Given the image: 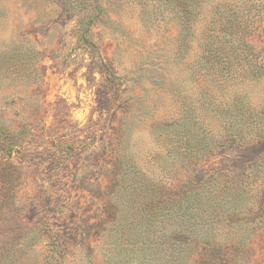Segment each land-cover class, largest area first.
I'll return each mask as SVG.
<instances>
[{
  "label": "rangeland",
  "instance_id": "374dc122",
  "mask_svg": "<svg viewBox=\"0 0 264 264\" xmlns=\"http://www.w3.org/2000/svg\"><path fill=\"white\" fill-rule=\"evenodd\" d=\"M210 58L264 0H0V264H264V68Z\"/></svg>",
  "mask_w": 264,
  "mask_h": 264
},
{
  "label": "trees",
  "instance_id": "16d2710c",
  "mask_svg": "<svg viewBox=\"0 0 264 264\" xmlns=\"http://www.w3.org/2000/svg\"><path fill=\"white\" fill-rule=\"evenodd\" d=\"M249 49H251L249 47ZM241 54H244L245 50L241 49ZM212 56V55H211ZM207 58V57H206ZM213 58L208 59V61L206 62V64H211V66L217 68L220 73H228L230 75H234V76H239V73H246L249 71H252L253 73H255L256 71H261L263 70V66L262 65H257L251 62L250 66L246 65V64H240L239 62L237 64L234 63H214L212 62ZM224 70V71H223ZM235 141V140H234Z\"/></svg>",
  "mask_w": 264,
  "mask_h": 264
}]
</instances>
